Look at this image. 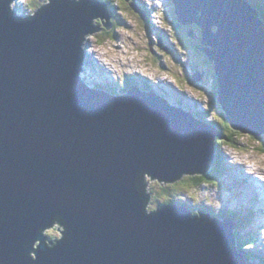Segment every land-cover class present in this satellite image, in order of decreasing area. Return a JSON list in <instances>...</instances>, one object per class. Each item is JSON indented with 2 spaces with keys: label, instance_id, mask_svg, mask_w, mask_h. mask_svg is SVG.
Listing matches in <instances>:
<instances>
[{
  "label": "water",
  "instance_id": "95a60500",
  "mask_svg": "<svg viewBox=\"0 0 264 264\" xmlns=\"http://www.w3.org/2000/svg\"><path fill=\"white\" fill-rule=\"evenodd\" d=\"M49 1L23 19L0 0V264H247L237 221L180 202L150 210L145 174L166 184L207 173L218 127L151 89L91 87L84 35L99 18L110 28L106 6ZM165 2L178 24L199 26L231 127L263 136L258 9L247 0Z\"/></svg>",
  "mask_w": 264,
  "mask_h": 264
},
{
  "label": "rangeland",
  "instance_id": "374dc122",
  "mask_svg": "<svg viewBox=\"0 0 264 264\" xmlns=\"http://www.w3.org/2000/svg\"><path fill=\"white\" fill-rule=\"evenodd\" d=\"M99 1H105L106 4H113L114 6H109L111 8L107 7V11L109 8V17L114 14L117 24H113V27H111L112 29L109 28L108 30L113 31L114 34H116V39L115 41L110 40V37H113L114 35L113 33L105 37L104 34L108 30L105 28L104 22L101 21L102 18H99L95 22V25L99 27V30L94 32L92 31L90 34H87L83 42V49L86 51L85 54L87 55V64L86 67H84L86 68L85 73L88 72V74L85 75L86 79L88 78V75H90L91 79L94 80L101 79L103 84L107 83L103 87H107L110 90L114 89L113 92L116 93L124 87V83H126L124 79L128 78L127 76L135 77V81L138 82L140 86L145 84V81L148 82L146 79L157 76L162 70V67L159 65V60H162V65H166L163 70L164 75L158 80H155L158 82L157 84L160 83L164 86V89L161 91L166 92L167 96L173 99L176 98V94L173 93L175 92L172 87L173 85L176 90H184V92H187L191 97L196 98L195 102L191 99L183 98L185 107L193 108L197 112H203L204 119L208 122V124H210L209 122L211 121L221 123H218L219 125L224 123L221 120L224 112L219 108V106L212 104L214 102L212 101L213 89L210 78L214 77V73L211 74L207 72V80L206 77L205 79L203 77V79H200L202 81H196V83H193L196 86L193 84L190 85L182 79V72L184 70L191 79L192 75H194L193 72H197L199 74L203 72L205 75L206 57H203L204 61L202 62V59L199 58L198 55L179 47L174 40H169L172 25L167 21L172 20L171 18L173 15L171 10H173V8L170 7L165 0H132L138 6V9L142 7L139 2L148 4L147 13L150 17V21L152 19V22L157 23V28H155L156 31H153V34L151 33V38L156 41L155 44L157 43L156 45L158 49L161 50L162 48L166 52L162 53V58L160 59L158 57L155 59L149 58V33L146 28L140 26V13H138L139 11L137 12L134 6H131V3L127 2V8V6L123 3H120V5L118 4V2H123V0H118V2L117 0ZM249 1L254 4L259 2V0ZM49 2V0H13L9 5L11 10L15 11L19 17L27 18L36 13L42 5H45L46 3L48 4ZM124 2L126 1L124 0ZM154 5L159 8H154ZM165 8L166 10H164ZM119 20H121V24L119 23ZM165 32L167 38L165 35L163 36ZM120 36L122 38H120ZM101 40L106 42L101 43ZM166 41H170L171 44L174 43V45L171 46V49L166 47L167 44L168 46L170 45ZM159 43H162L163 46H159ZM102 44H106L107 46L106 50H104L106 53L105 55L115 61L105 59L104 62L106 65L102 62H98V58H105L104 53L100 51ZM137 49H139L140 53ZM143 54L145 55L143 58H147L150 62H153L154 65L149 64L148 67L143 68L142 65L144 64H142L143 60L141 58V55ZM189 59H191L192 64ZM88 62H91L90 65H88ZM83 66L84 65H82V70ZM118 72L119 77L121 76V78L117 80V76L115 75L118 74ZM173 73L177 78L173 76ZM112 75L113 78L111 77ZM115 80H117V82H114ZM169 82L173 83V85L171 86V83ZM150 83L152 84L151 81ZM158 89L161 88L159 87ZM188 94H185V96L189 97ZM214 131L217 133L213 135V140L216 144L219 138L224 139L223 143L220 141V149L217 150H220L222 156L224 157L227 167L226 174L219 179L220 183L216 181L204 183V181H202V184L198 187L193 184L191 188L179 186L176 191L177 198L191 203L194 208L199 207L204 210L205 208L203 207H211L215 213L227 210L228 208H230L228 210H245V213L249 210L257 211L255 224L252 225L250 229L248 228V232L245 233H248L249 235H254L255 232L258 233V237L261 240L258 244L257 242H254L259 249L256 253L264 255V135L261 137H253L251 134H243L237 131L238 136H236V133L232 131L231 135L237 138L238 144L234 146L229 144V146L227 145L229 141L225 138V136H223L221 131L216 130V128ZM225 133H227V131ZM215 150H213V152H215ZM212 157L214 158V153ZM145 176L146 183L148 182L146 185L147 189H150L153 193L150 210L154 208L157 209L159 207V202H157L155 197V193H157V186H153L151 188V185H155L157 183L162 185L163 183L157 181V179H152L149 175L145 174ZM183 178H185V176L181 179L183 180ZM166 184L168 185L169 182ZM190 191H192L191 196L187 193ZM259 225H261V227H259ZM48 232L52 239H58V235L60 234L58 228H53ZM32 262L33 261H31V263Z\"/></svg>",
  "mask_w": 264,
  "mask_h": 264
},
{
  "label": "trees",
  "instance_id": "16d2710c",
  "mask_svg": "<svg viewBox=\"0 0 264 264\" xmlns=\"http://www.w3.org/2000/svg\"><path fill=\"white\" fill-rule=\"evenodd\" d=\"M111 4V3H110ZM111 7H114L113 4L110 5ZM109 7V8H111ZM260 11L262 12L264 10V5H261ZM113 10V9H112ZM170 12V11H169ZM264 13V11L262 12V14ZM172 20L169 21V23L172 25V31L171 33L173 34L174 31H176L175 35L178 39L181 38V32L183 34L187 35L189 34V30L192 29V27H190L191 29H188L187 27H181L180 25H178L177 20H176V16L173 14V18H171ZM120 22V21H119ZM157 26H153V24H151L150 26L147 27L148 31L150 32V30L156 31ZM114 34L113 31H106V33L104 34L105 37ZM115 35V36H114ZM113 37L110 38H116V34H114ZM174 38V37H173ZM176 38V40H178ZM106 41L101 40V43H105ZM192 47H195L194 45ZM161 57V56H160ZM162 58V57H161ZM159 62H162V60H159ZM159 65H162V63H160ZM162 67L164 68V66L162 65ZM177 69V67H176ZM182 79L185 82H188L190 85V81L191 78L189 77V75H185L184 72H182ZM148 82H144L145 84H148L149 86L152 85L149 81ZM129 85H127L126 83H124V90H128ZM217 94L218 92L213 90V94H212V101L214 103H212L213 105H217L219 106V108L221 109V105L219 104L218 98H217ZM222 110V109H221ZM200 117H203V112H200L199 114ZM224 119V120H223ZM224 123H222V125H219L221 123H217L216 125L218 126L219 130L221 131V133L223 134V136H225V138H227V140L229 141V143H227V145H237L238 144V140L235 136L231 135L232 131L235 132L236 136H238L237 131H234V129L231 127L230 123L227 120V116L223 113V118L221 119ZM227 133H225L226 131ZM225 131V132H224ZM223 143L224 139L219 138V140L217 141V149H220L219 146L221 144V142ZM229 145V146H230ZM264 149V147H263ZM218 153H215V157H214V162L210 168V170L205 173V174H196V175H186L185 178H183V180H179L177 182L174 183H169L167 184H162L159 185L158 183L155 185H151V188L153 186H157V193H155V197L157 202H159V206L160 205H164L166 203L168 204H176L178 202L183 203V201L180 198H177V189L178 187H186V188H191L192 184L195 185L196 187L200 186L202 184V181H204V183L206 182H210V181H216L218 183L219 179L222 178L225 174H226V163L224 161V157L221 154L220 150H217ZM149 192H152L150 189L148 190ZM162 197V198H161ZM177 198V199H176ZM191 206V204H188ZM192 209H195L193 206H191ZM230 209V208H228ZM224 210V212L221 214V217H231L232 219H234L235 221H237L238 227L236 228L235 232H236V240H237V245H238V249L243 252L246 256V261L247 264H264V255H261L260 253H256L257 251H259V249L257 248V246L254 244V242L258 241V233L255 232V234H248L245 232H248V228L250 229L252 224H254V222L256 221V212L255 211H248L247 213H245V210H238V209H232V210ZM196 211V210H193ZM215 215V214H214ZM216 217H219V215H215ZM252 232V231H251ZM258 244V242H257ZM253 247V248H252Z\"/></svg>",
  "mask_w": 264,
  "mask_h": 264
},
{
  "label": "flooded vegetation",
  "instance_id": "af4514ba",
  "mask_svg": "<svg viewBox=\"0 0 264 264\" xmlns=\"http://www.w3.org/2000/svg\"><path fill=\"white\" fill-rule=\"evenodd\" d=\"M123 4L127 6V1L124 2V0H123ZM127 8H128V6H127ZM171 12H172V10H171ZM119 21H121V20H119ZM151 21H150V24H149L146 20L145 21L144 20H142V21L139 20V23H140V26H150L152 24ZM178 25H180L182 28L183 27H187L188 29H191L190 27H192V29L189 30V34L188 35H187V33L186 34H183L181 32V38L180 39H178L176 37V35H175L176 31H174L173 34L172 33L169 34V40H171V39L174 40L175 43H177L179 47H182V48L186 49V51L192 52V53L198 55V57L201 58L202 59V62H203L204 61L203 60L204 54L201 51V46H202L201 39H202V36H200L199 26L197 24H194V25H191V26L190 25H182V24H178ZM194 29H196L197 32H195ZM176 38L178 40H176ZM155 42L156 41L154 39H152L151 37H149V44H148L149 46H148V49H149V52H150L149 58H151V59H155L156 57L160 58V56H162V53H166L162 48H161V50L158 49V47L156 45L157 43L155 44ZM167 42L170 45L168 46V44H167L166 47L169 48V49H171V46L174 45V43L171 44L170 41H167ZM158 45L159 46H163L162 43H159ZM193 45L195 47H192ZM144 56H145L144 54L141 55V58L143 60L142 61L143 63H145L147 65H149V64L150 65H154V63L153 62H150L147 58L144 59L143 58ZM189 61L192 64L191 59ZM205 69L206 70L204 72H205V77H206V80H207L206 72H210V70H211V63L207 60V58H205ZM193 85L196 86L195 84H193ZM129 88H130V86L128 87V90H129Z\"/></svg>",
  "mask_w": 264,
  "mask_h": 264
},
{
  "label": "bare ground",
  "instance_id": "6f19581e",
  "mask_svg": "<svg viewBox=\"0 0 264 264\" xmlns=\"http://www.w3.org/2000/svg\"><path fill=\"white\" fill-rule=\"evenodd\" d=\"M12 1L13 0H11V3H12ZM97 1H99V0H97ZM140 1V0H139ZM99 2H101V3H103L105 6H106V9H107V7H109L110 5H108V4H106V2L105 1H99ZM148 5V4H147ZM154 6H156V5H154ZM160 7H162V6H160ZM110 9L108 8V11H109ZM17 17H19V15L17 14V13H14ZM21 18H23V17H21ZM24 19V18H23ZM96 26V25H95ZM91 33V32H90ZM90 33H86L85 35H84V38H85V36L87 35V34H90ZM87 38V37H86ZM120 38H122L121 36H120ZM121 44V43H120ZM84 50V49H83ZM86 53V51L84 50L83 51V54H82V56H83V62H84V60H86V58H87V55L85 54ZM81 70V69H80ZM85 71V68H83V70H82V72H83V75H84V78L86 79V76L85 75H87L88 74V72L87 73H85L84 72ZM91 87H96V85L94 84V83H92L91 84ZM138 88V87H137ZM129 90H130V88H129ZM214 153V156H215V153H217V151L215 150V152H213ZM252 178V177H251ZM258 180V179H257ZM32 249V248H31ZM30 249V250H31ZM35 258H37V260H38V256H37V254L34 252L33 254H32ZM245 262L247 263V261L245 260Z\"/></svg>",
  "mask_w": 264,
  "mask_h": 264
},
{
  "label": "clouds",
  "instance_id": "9594fccd",
  "mask_svg": "<svg viewBox=\"0 0 264 264\" xmlns=\"http://www.w3.org/2000/svg\"><path fill=\"white\" fill-rule=\"evenodd\" d=\"M147 66L145 65V67L144 68H146Z\"/></svg>",
  "mask_w": 264,
  "mask_h": 264
}]
</instances>
